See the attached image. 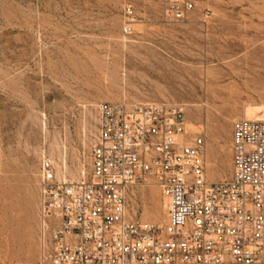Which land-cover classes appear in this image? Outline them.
<instances>
[{
  "label": "rangeland",
  "instance_id": "obj_1",
  "mask_svg": "<svg viewBox=\"0 0 264 264\" xmlns=\"http://www.w3.org/2000/svg\"><path fill=\"white\" fill-rule=\"evenodd\" d=\"M125 1L0 0V264H40L41 160L59 178L89 179L100 104L185 106V140L215 150L209 182L232 176L234 122L264 118V0H199L182 24L133 0L130 38ZM128 202L134 218L167 220L153 185L133 187Z\"/></svg>",
  "mask_w": 264,
  "mask_h": 264
},
{
  "label": "built area",
  "instance_id": "obj_2",
  "mask_svg": "<svg viewBox=\"0 0 264 264\" xmlns=\"http://www.w3.org/2000/svg\"><path fill=\"white\" fill-rule=\"evenodd\" d=\"M164 22H188L199 0H153ZM121 34L138 15L123 5ZM89 179L58 177L44 156L39 171L40 264H264V120L234 122L232 176L206 178L204 138L186 141V107L168 102H106ZM156 187L164 224L134 218L135 186Z\"/></svg>",
  "mask_w": 264,
  "mask_h": 264
},
{
  "label": "bare ground",
  "instance_id": "obj_3",
  "mask_svg": "<svg viewBox=\"0 0 264 264\" xmlns=\"http://www.w3.org/2000/svg\"><path fill=\"white\" fill-rule=\"evenodd\" d=\"M249 110V109H248ZM254 111V109H252ZM250 112V111H249ZM252 112V111H251ZM246 118L248 119H255V120H264L263 116H259V115H255L254 113L253 114H250L249 116L246 115ZM56 150V149H55ZM79 170V169H78ZM81 171V170H80ZM82 173V172H81ZM84 173V172H83ZM77 174V173H76ZM79 174V173H78ZM77 174V175H78ZM75 175V174H74ZM72 175V176H74ZM76 178V177H75ZM161 216V215H160Z\"/></svg>",
  "mask_w": 264,
  "mask_h": 264
},
{
  "label": "crops",
  "instance_id": "obj_4",
  "mask_svg": "<svg viewBox=\"0 0 264 264\" xmlns=\"http://www.w3.org/2000/svg\"><path fill=\"white\" fill-rule=\"evenodd\" d=\"M214 154H215L214 147L207 145V148H206V158H211V157L214 156Z\"/></svg>",
  "mask_w": 264,
  "mask_h": 264
}]
</instances>
